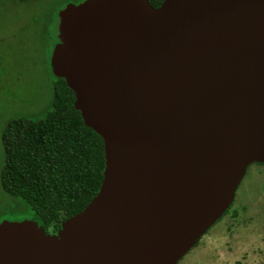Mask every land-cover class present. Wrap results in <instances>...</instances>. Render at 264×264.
<instances>
[{
  "label": "water",
  "instance_id": "95a60500",
  "mask_svg": "<svg viewBox=\"0 0 264 264\" xmlns=\"http://www.w3.org/2000/svg\"><path fill=\"white\" fill-rule=\"evenodd\" d=\"M51 73L103 142L96 195L54 234L0 222V264H176L264 164V0H83Z\"/></svg>",
  "mask_w": 264,
  "mask_h": 264
},
{
  "label": "rangeland",
  "instance_id": "374dc122",
  "mask_svg": "<svg viewBox=\"0 0 264 264\" xmlns=\"http://www.w3.org/2000/svg\"><path fill=\"white\" fill-rule=\"evenodd\" d=\"M72 1L6 0L10 3L0 7V171L7 123L41 119L51 107L54 80L48 62L57 35L50 17ZM34 218L0 185V222ZM263 252L264 165L251 164L227 212L176 264H263Z\"/></svg>",
  "mask_w": 264,
  "mask_h": 264
},
{
  "label": "trees",
  "instance_id": "16d2710c",
  "mask_svg": "<svg viewBox=\"0 0 264 264\" xmlns=\"http://www.w3.org/2000/svg\"><path fill=\"white\" fill-rule=\"evenodd\" d=\"M4 1L0 0V7L10 3ZM58 11L49 24L56 35ZM51 76L50 109L41 119H12L2 132L0 185L6 194L25 203L44 228L59 229L98 192L104 152L100 136L84 125L74 109L75 97L65 80Z\"/></svg>",
  "mask_w": 264,
  "mask_h": 264
},
{
  "label": "flooded vegetation",
  "instance_id": "af4514ba",
  "mask_svg": "<svg viewBox=\"0 0 264 264\" xmlns=\"http://www.w3.org/2000/svg\"><path fill=\"white\" fill-rule=\"evenodd\" d=\"M81 1H83V0H73L72 2H74V3H79V2H81ZM149 1V3H151L152 4V6L153 7H157L158 6V4H157V2H161L162 0H148ZM256 166H260V165H264V164H261V163H254ZM253 164V165H254ZM229 209V208H228ZM226 212H227V210H226ZM232 218H235V216H233ZM37 221V220H36ZM45 230H46V233L47 234H54V233H56L57 232V230H58V228H48V229H46L45 228ZM262 261H263V264H264V252H263V258H262Z\"/></svg>",
  "mask_w": 264,
  "mask_h": 264
}]
</instances>
